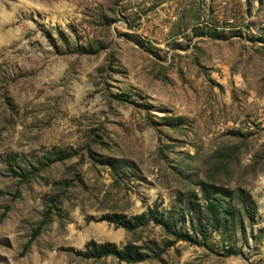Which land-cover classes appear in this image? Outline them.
Instances as JSON below:
<instances>
[{
	"label": "rangeland",
	"instance_id": "1",
	"mask_svg": "<svg viewBox=\"0 0 264 264\" xmlns=\"http://www.w3.org/2000/svg\"><path fill=\"white\" fill-rule=\"evenodd\" d=\"M0 264H264V0H0Z\"/></svg>",
	"mask_w": 264,
	"mask_h": 264
},
{
	"label": "trees",
	"instance_id": "2",
	"mask_svg": "<svg viewBox=\"0 0 264 264\" xmlns=\"http://www.w3.org/2000/svg\"><path fill=\"white\" fill-rule=\"evenodd\" d=\"M238 196H240V202L242 203V205L248 206L253 209L252 201L246 194L239 190ZM201 199L203 200L202 207L188 206V211L189 213H192L196 218V226L194 230L202 237L203 240H205L207 226L209 225V227H211L212 229L218 228V225H220L219 220H222L223 222L226 221V216L223 214H227L229 215V217H231L232 210L224 206L219 198H216V196H214V194L207 186L201 188ZM201 212H203L204 214L202 219L206 221V224H202L200 222L201 217H199V215L201 214ZM182 217L183 216L181 215L180 218ZM131 219L132 220H112V222L115 226H120L127 230L135 229L143 221L151 220L155 223H162L161 218H156L154 212L152 211H149L146 215H135ZM180 238L185 239V234L178 233V239ZM88 245L90 246V249L82 253V256L87 258H100L105 255H112L117 259L125 262H138L146 258L145 254L136 251L135 247L131 245H126L121 249L116 248L112 243L109 242L95 244L93 241H91ZM163 249L164 248H158L157 251L153 254L154 257H158Z\"/></svg>",
	"mask_w": 264,
	"mask_h": 264
}]
</instances>
